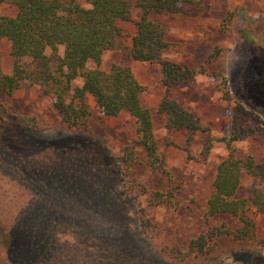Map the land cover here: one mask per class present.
<instances>
[{
  "label": "rangeland",
  "instance_id": "1",
  "mask_svg": "<svg viewBox=\"0 0 264 264\" xmlns=\"http://www.w3.org/2000/svg\"><path fill=\"white\" fill-rule=\"evenodd\" d=\"M77 1L88 6L85 0ZM182 7L165 17L171 44L164 58L181 69L204 66L224 76L232 100L221 98L212 74L200 73L175 83L170 97L190 108L216 136L231 123L235 103L254 109L261 120L243 121L253 130L234 146L237 156L251 154L264 163V110L254 102L255 94L264 98V0H183ZM15 13V6L0 4V15ZM122 24L132 33L131 23ZM51 51L46 49L47 54ZM210 54L215 56L207 60ZM0 63L4 72H11L6 38L0 43ZM114 63L128 64L144 86L142 103L152 113L167 175L143 165L133 168L131 180L120 175L122 149L135 138V120L126 112L102 116L89 96L91 130L75 135L57 126L60 115L53 96L39 85L24 82L11 99L0 92V242L7 247L0 264H264L257 259L264 258V251L231 236L221 238L213 251L186 254L190 239L207 226L202 209L216 165L228 151L215 147L201 161L205 133H197L187 145L184 131L164 127L157 112L164 91L158 62L106 51L101 68L108 71ZM250 85L257 87L251 98L245 90ZM134 179L150 188H172L178 204L148 205L142 186H131ZM251 185L244 173L241 193L249 192ZM124 186L143 193L133 198ZM240 253L248 254L250 262L237 259Z\"/></svg>",
  "mask_w": 264,
  "mask_h": 264
},
{
  "label": "trees",
  "instance_id": "2",
  "mask_svg": "<svg viewBox=\"0 0 264 264\" xmlns=\"http://www.w3.org/2000/svg\"><path fill=\"white\" fill-rule=\"evenodd\" d=\"M83 6L77 0H0L16 8L14 15H0V43L3 38L10 42L11 72H4L0 63V92L11 99L22 83L37 84L45 94L53 96V106L60 115L58 127L77 135L89 133L92 109L88 96L102 116H117L126 112L135 120V138L126 144L120 155V175L131 180L135 166L143 165L150 171L167 175L165 157L162 155L154 133L152 113L142 103L144 86L136 78L128 64L114 63L108 71L101 68L102 55L106 50H118L132 60L158 62L161 65L163 94L157 112L163 116L168 131H184L186 143L191 145L197 133H205L199 151V160L208 159L212 149L225 147L228 154L216 165L210 181V191L202 209L206 223L204 231L190 239L186 254L206 253L219 246L220 239L231 236L234 240L254 244L264 251V230L260 231L259 218L264 224V163L251 154L237 156L236 141L249 136L253 128L244 125L250 119L259 121L254 109H247L242 102L235 103L230 111L231 123L222 134L213 135L200 123L190 108L183 107L170 97L175 83L196 74H212L221 98L232 97L224 76L209 73L206 68L185 67L176 61L165 59L170 48L165 17L181 11L183 0H85ZM133 8L137 9L133 18ZM119 20L132 21L135 26L129 35ZM130 42L127 43V39ZM63 52L58 53V46ZM50 48V54L46 49ZM215 54H210L211 60ZM262 62H264V55ZM29 58V61L24 59ZM82 79L80 85L73 82ZM247 97H253L257 87L245 88ZM256 104L264 110V98L256 96ZM47 173V172H46ZM246 173L252 179L249 192L241 193V177ZM135 180V179H134ZM142 186L148 193L147 204L154 207L163 204L176 206L178 196L167 189L150 188L141 180L131 183ZM126 194L142 195L127 191ZM221 220L210 224V220ZM144 227L148 224L142 221ZM7 255V247L0 242V256ZM237 259L249 263L248 254H237ZM258 260L264 262L260 255Z\"/></svg>",
  "mask_w": 264,
  "mask_h": 264
},
{
  "label": "crops",
  "instance_id": "3",
  "mask_svg": "<svg viewBox=\"0 0 264 264\" xmlns=\"http://www.w3.org/2000/svg\"><path fill=\"white\" fill-rule=\"evenodd\" d=\"M131 4H134V0H128ZM182 4H183V1L181 2V8H183L182 7ZM137 9L136 8H133V18L135 19L136 18V15H137ZM125 22H129V23H131L132 24V33H130L129 34V32L128 31H126V29H125V27L123 26V24L122 23H125ZM118 24L131 36V35H133V33L135 32V26H134V24H133V22L132 21H124V20H119L118 21ZM127 43H129L130 42V38H128L127 39V41H126ZM106 51H112V50H106ZM105 51V52H106ZM104 52V53H105ZM103 53V54H104ZM102 58H103V55H102ZM130 58V57H129ZM131 59V58H130ZM132 60V59H131ZM77 80H80V83H78V84H76V85H80L81 83H82V79L81 78H78V79H76L75 81H77ZM74 83V82H73ZM89 97V96H88Z\"/></svg>",
  "mask_w": 264,
  "mask_h": 264
}]
</instances>
